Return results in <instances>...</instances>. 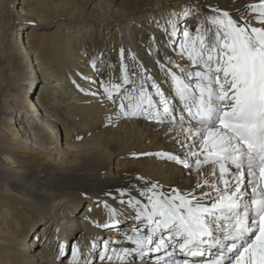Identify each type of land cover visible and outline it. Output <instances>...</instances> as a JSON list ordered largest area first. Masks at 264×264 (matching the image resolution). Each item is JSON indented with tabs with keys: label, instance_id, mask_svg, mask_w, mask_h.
<instances>
[{
	"label": "bare ground",
	"instance_id": "bare-ground-1",
	"mask_svg": "<svg viewBox=\"0 0 264 264\" xmlns=\"http://www.w3.org/2000/svg\"><path fill=\"white\" fill-rule=\"evenodd\" d=\"M192 2L207 6L215 0ZM219 3L232 9L231 0ZM184 4L185 0H22L18 8L13 0H0V264H72L71 251L57 259V251L39 246V237L52 246L65 241V251L66 244L70 250L79 246L81 264L85 258L92 264H109L95 255L102 251L103 241H114L111 247L117 249L132 248L125 233L139 224L133 210L120 204L118 190L128 189L143 199L138 194L145 181L166 187L196 183L195 173L181 165L141 155L182 154L172 139L176 133H166L143 116L117 117L118 103L109 101L100 87V81L120 82L123 48L130 78L139 84L138 74L150 77L149 91H154L150 85L155 81L168 93L169 58L182 65L185 61L164 31L165 21ZM197 20L194 14L179 26H195ZM30 21L47 28L46 34L30 33L35 27ZM93 59L101 71L92 67ZM34 91L36 98L29 94ZM38 101L54 112L55 121ZM23 116L32 129L20 123ZM105 201L122 215L110 218ZM106 223L110 227L98 226ZM40 224L49 228L36 237ZM157 255L141 258L133 253L111 264H156Z\"/></svg>",
	"mask_w": 264,
	"mask_h": 264
},
{
	"label": "snow or ice",
	"instance_id": "snow-or-ice-1",
	"mask_svg": "<svg viewBox=\"0 0 264 264\" xmlns=\"http://www.w3.org/2000/svg\"><path fill=\"white\" fill-rule=\"evenodd\" d=\"M231 2L227 10L219 0L207 6L185 0L181 11L168 14L164 31L185 61L169 58L168 93L155 81L149 91L150 77L138 74L139 84L131 79L123 48L120 82L100 81L104 96L118 103L117 117L143 116L176 133L172 139L182 154L141 155L166 158L196 176L184 187L145 181L138 194L143 199L118 190L120 204L139 221L125 233L134 247L113 248L106 239L101 261L163 252L156 264H264V0ZM194 14V31L179 26ZM91 65L96 69L95 59ZM104 207L110 218L122 215L106 201ZM81 255L73 246L72 264H81ZM64 256L61 244L57 259ZM83 264L92 262L85 258Z\"/></svg>",
	"mask_w": 264,
	"mask_h": 264
},
{
	"label": "rangeland",
	"instance_id": "rangeland-1",
	"mask_svg": "<svg viewBox=\"0 0 264 264\" xmlns=\"http://www.w3.org/2000/svg\"><path fill=\"white\" fill-rule=\"evenodd\" d=\"M5 2H7V1H9V0H4ZM22 3V0H13V6L14 7H18L19 8V6H20V4ZM29 24H31L32 26H35L31 31H30V33H32V34H39V35H45L46 34V31H47V28H45V27H42L41 25H37L36 24V22L34 21V23H29ZM36 26H38V27H36ZM154 55V54H153ZM153 58V57H152ZM154 59V58H153ZM37 74H35V77H34V79L32 80V83H35V81H36V79H37V76H36ZM29 94H32L33 96H35V98L37 97V92L36 91H34V92H32V93H29ZM39 102V101H38ZM39 105L41 106V108L43 109V113H45V115L47 116V117H49L51 120H53V121H55V114H54V112H51V110H50V108L47 106V105H45L44 103H42V102H39ZM47 109V110H46ZM20 120H22L23 122H20L21 124L23 123V125H24V127L26 128V129H32V123L30 122V120L27 118V117H25V116H23V117H21L20 118ZM19 120H15V123H17V124H19V122H18ZM12 124V123H11ZM32 146V145H31ZM85 203V202H84ZM42 224H40L39 225V228L37 227V232L35 233L37 236L36 237H39V233L40 232H45L48 228H49V226H47V228H44V227H42L41 226ZM50 231V233L52 234L53 233V231H54V227H51V229H49ZM76 231V230H75ZM51 234H49V235H51ZM43 237V236H42ZM45 238H46V236H44ZM39 246L41 247V248H43V249H45V250H48V249H50V251L51 252H56V253H59V245H58V243L57 244H55L54 246H52V245H49L48 244V241L45 239H42L41 237H39ZM65 243V241H63V243L62 244H64ZM65 246V245H64ZM70 247L71 246H68L67 244H66V251H65V256L69 253V251H70ZM93 250V249H92ZM92 250H90V251H92Z\"/></svg>",
	"mask_w": 264,
	"mask_h": 264
}]
</instances>
